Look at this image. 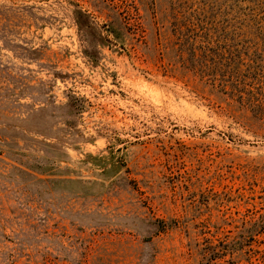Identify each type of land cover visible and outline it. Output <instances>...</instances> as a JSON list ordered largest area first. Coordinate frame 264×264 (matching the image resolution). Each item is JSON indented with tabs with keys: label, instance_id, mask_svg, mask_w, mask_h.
<instances>
[{
	"label": "rangeland",
	"instance_id": "1",
	"mask_svg": "<svg viewBox=\"0 0 264 264\" xmlns=\"http://www.w3.org/2000/svg\"><path fill=\"white\" fill-rule=\"evenodd\" d=\"M77 10L109 41L86 47ZM2 11L15 32H0V264H264L251 231L264 229V83L202 73L217 50L264 71V0ZM176 17L217 47L181 42Z\"/></svg>",
	"mask_w": 264,
	"mask_h": 264
},
{
	"label": "trees",
	"instance_id": "2",
	"mask_svg": "<svg viewBox=\"0 0 264 264\" xmlns=\"http://www.w3.org/2000/svg\"><path fill=\"white\" fill-rule=\"evenodd\" d=\"M11 15L9 11H2L0 12V20H3V23L0 25V32H2L3 36H6L5 33H12L15 32L10 24L12 23V20L10 19ZM75 19L76 24L80 31L82 32V35L84 36V43L86 44V47L92 46V39L94 38L95 33H97V38L95 41H97V44L102 43L104 40L109 41V39H106L105 36H103L101 33L97 32V26L93 22V20L90 18V16L85 13L82 10L75 11ZM176 24V32L179 35V40L182 41H189L188 38L191 37V40L193 39V42H195L196 38H203V42L206 46L207 50H210V48H216L218 37L214 38V35L210 28H207L206 26H203L201 21L198 19H195L194 17L187 18L186 22H180L179 18H175ZM110 34L113 35L114 39H117L119 37L117 31L115 28L107 29ZM184 32H189L192 36H189V34L186 33L184 35ZM186 36V37H184ZM205 48V47H204ZM221 48V47H220ZM31 51H37V49L33 48ZM199 51V50H198ZM202 54V51H200ZM206 53V52H203ZM209 55V65L206 68V71H202L203 74H206L207 76L211 77L212 81H218L219 83H225L229 80L225 79L227 77H235L236 83H247V80H253L257 83H264V80H262L264 71H261V68H263L258 61H254L253 59H249V62L243 61V59L240 56H235V52H223L221 54L218 53V50L214 53L210 52ZM86 56L91 59L93 63L96 62L97 55L90 54L86 52ZM208 56V55H207ZM260 66V68H259ZM228 69L227 72L224 74H220L219 71L222 70V68ZM75 101L72 102L70 100L71 106L76 110L77 113L82 112L83 110V104L82 102H79V100L74 97ZM118 164H111V168H120ZM259 221H255L252 224L251 231L253 232V235H259L261 233L264 234V229H260L259 227ZM261 228H263L261 226Z\"/></svg>",
	"mask_w": 264,
	"mask_h": 264
}]
</instances>
